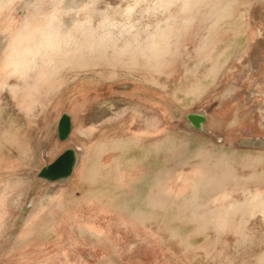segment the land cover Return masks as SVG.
<instances>
[{
	"label": "rangeland",
	"instance_id": "obj_1",
	"mask_svg": "<svg viewBox=\"0 0 264 264\" xmlns=\"http://www.w3.org/2000/svg\"><path fill=\"white\" fill-rule=\"evenodd\" d=\"M206 1L210 0H193L196 6L190 18L196 17L198 21L181 37L174 50L180 54L172 55L168 70L164 68L155 73L117 70L113 75L112 70L104 67L72 68L58 83L39 90L15 86L9 90L8 84H0V103L5 99L4 114L10 116L12 124L17 123L16 116L28 114L24 125L29 128L0 133V141L7 142L0 145V149L13 158L9 179L0 180V193L8 194L0 196L2 207L11 200L10 212L4 209V213H0L8 226L0 228V264H264V152H237L229 157L221 154L220 162L215 161L211 171L206 172L211 180L204 183L210 186L204 188L201 196H191L187 203H182L188 205L187 212L179 209L181 205L177 207L179 212H136V208L134 211L130 207L135 203L131 199L125 201L119 192V181H93L83 176L72 180L73 190L69 186L63 192L62 187H57L54 192L57 201L43 204L45 196L51 194L50 187L32 181L31 173L63 149L57 144L46 146L47 140L54 137L56 121L62 112H71L76 123L79 122L86 104H94L100 93L115 92L114 85L120 80L133 82L139 92L153 90L141 88L146 85L131 72L155 74L156 80L163 78L161 86L168 92L181 91L179 79L187 49L194 48L198 36L212 23L211 17L201 15L210 7L205 5ZM235 1L230 7L236 15H245L243 27L258 29L261 25L264 28V0ZM221 10L219 7L217 12ZM217 12L213 13L214 17ZM228 21L220 17L219 25ZM69 71H73L71 78ZM85 91L91 93L90 97ZM40 100L44 110L35 113ZM90 136L93 135H85L80 127L75 134V144L84 149L85 157H98L93 146L96 147L99 135L91 138L93 144H90ZM43 139L45 153L42 154ZM26 154L28 156L21 158ZM34 199L38 208L31 207L36 204L32 203ZM85 206L92 210L101 206L109 211H93L89 215ZM121 208L128 212L116 211ZM89 220L101 224L104 230L91 227L93 233L84 231L86 227L89 229ZM126 222L138 223L139 227L145 224L150 229L129 226ZM107 230L108 235H105ZM49 240H53V244L46 243Z\"/></svg>",
	"mask_w": 264,
	"mask_h": 264
},
{
	"label": "crops",
	"instance_id": "obj_2",
	"mask_svg": "<svg viewBox=\"0 0 264 264\" xmlns=\"http://www.w3.org/2000/svg\"><path fill=\"white\" fill-rule=\"evenodd\" d=\"M187 52L182 64L180 92L172 93L167 88L150 85L141 88H151V92L115 89L112 94L100 93V101L115 102L116 115L114 121L100 126L99 145L94 147L98 148L99 157L85 161L86 165L98 168L88 167L90 171L86 169L84 174L88 180L119 181L122 197H145L134 200L138 206L149 207L146 203L150 198H163V208L152 205V208L144 209L150 212H172L170 206L166 208L167 197L173 196V192L184 196L183 186L210 180L207 173L215 161L220 162L221 154L235 156L236 140L256 130L252 129L257 119L252 102L259 101L260 111L264 105L263 80L259 94L252 89L244 93L238 88L241 84L237 83H248L250 89L256 84L254 79L264 74V29L209 28L198 36L194 48ZM252 67L258 68V73ZM237 78L244 80L237 81ZM157 89L161 91L156 92ZM86 92L85 95L90 97L91 93ZM197 109L209 112L208 128L221 136L222 142L183 124L185 114ZM259 120L257 126L261 131L263 124ZM13 125L2 124L0 133L26 130L22 124ZM4 143L5 140L0 141V145ZM0 154V180L5 181L9 179L13 163L4 149H0ZM145 182H148L146 187ZM5 195L8 194L0 193V196ZM2 202L0 213L9 210V200L5 208ZM102 211L107 212L101 207ZM116 211L123 214L125 210ZM6 227L5 223L0 226ZM88 227L84 231L92 232L91 227L98 226L91 222Z\"/></svg>",
	"mask_w": 264,
	"mask_h": 264
},
{
	"label": "clouds",
	"instance_id": "obj_3",
	"mask_svg": "<svg viewBox=\"0 0 264 264\" xmlns=\"http://www.w3.org/2000/svg\"><path fill=\"white\" fill-rule=\"evenodd\" d=\"M193 0H0V84L39 90L72 68L159 72Z\"/></svg>",
	"mask_w": 264,
	"mask_h": 264
},
{
	"label": "water",
	"instance_id": "obj_4",
	"mask_svg": "<svg viewBox=\"0 0 264 264\" xmlns=\"http://www.w3.org/2000/svg\"><path fill=\"white\" fill-rule=\"evenodd\" d=\"M233 1H234V3H236L235 0H210L209 2L208 1L205 2V5H209L210 7L205 12L201 13V15H203V16L206 15V16H209L212 18V23H211V26L209 28L246 29L245 27H243L245 25V22H244L245 15L244 16L242 14L236 15V12L230 7L233 4ZM219 7H222V10L220 13L217 12V9ZM215 12H217V16L214 17L213 13H215ZM229 15H231L232 17H230ZM235 15H236V17H234ZM220 17H224L226 20H229V21L224 22L223 25L220 26L219 25ZM190 19L192 21L191 25H194L198 21V19L196 17H193ZM248 22H250V18L248 19ZM216 25L218 27H216ZM209 28H206V29H209ZM260 28H261V25H260ZM260 28H258V29H260ZM258 29L251 28L250 26H249V28H247V30H249V31L250 30H258ZM261 29H264V28H261ZM174 54H180V52L176 51V52H174ZM165 68L168 70V69H170V66L169 67L167 66ZM252 70H254V72L258 73V68L252 67ZM72 72L73 71L68 72V76L70 78L73 77ZM131 73L136 77V74L134 72H131ZM154 73H155V71H154ZM138 74L140 75V73H138ZM263 75L261 74V76L259 75L257 78L254 79L253 82L256 84L251 85L250 89H249V85H247L248 83L237 82V83L241 84L238 86L239 90L244 91V93H247V92L251 91V89H252V92H257L259 94V92L261 90V85H260L261 81L262 80L264 81ZM136 78L140 79L141 80L140 83H142L146 86L157 85V86L162 87L161 85H163V83H162L163 78L156 80L155 74H153L152 76L150 73H149V75L148 74H144V75L142 74L141 77H136ZM168 79H170V78H168ZM150 80H152V81H150ZM179 80H181V78ZM241 80H244V78H237V81H241ZM120 81H122V80H120ZM120 81L118 83H115V85H114L115 89H119V90L124 89L126 91H132V89H136L135 84L133 82H130V81L120 82ZM8 95H10V93ZM2 100H3V103H0V126L2 124H12L13 123L10 116H6L4 114V110L2 109V107H3V105H5V102H4L5 99L3 98ZM41 102L42 101L40 100V103L36 104L35 113H36V111H38L39 113H42V110H44V108L42 106L43 104ZM114 103H115L114 101H110V100L100 101L99 99L96 100V102L94 104L90 103L88 105V103H87L85 108H84L83 114L79 115L80 121L77 123H76L75 117L73 116V114L71 112H62L60 114V116L58 117V119L56 121L55 130H54V132H55L54 137L50 141L47 140L46 146L51 145L53 147V146H55V144H57L58 148H63V149L52 160L47 158L45 164L38 171H34L31 173V176L33 179V180L32 179L31 180L33 181V183L34 182H36V183L43 182L44 184L49 185V187H50L49 192L51 194H48L47 196H45V198L43 199V204L45 202H48V201H51V202H53L54 200L57 201V199L55 198L56 193H54L56 189H59L57 187H62L63 192L66 191V189H68L69 186H70V189L73 190L74 187L71 184L72 179L79 177V176L86 177L84 173L86 172V169L88 167L89 168L91 167V169L95 168V167L98 168V166H92V165L90 166V165L85 164V161L89 160L90 157H85L84 149L75 144V134L78 131V129L81 127L84 130L85 135H89V134L93 135V136L99 135L98 133L100 131L101 124L106 125L107 122H110L111 120L114 121V119H115L116 107H115ZM252 103H253V105H252L253 109L256 111V115H257L256 122L253 123L252 129H256V130L253 131L251 134H249V135L246 134V136L241 137L238 140H236L235 148H234L236 153L237 152H239V153L248 152L249 154H252L253 152H264V105L262 106V111H260L261 108L259 106V101H253ZM14 112H15V114L19 115L18 111H14ZM208 113L209 112L205 109L191 110L185 114L183 124L189 129H192V130L197 131L201 134H204V135H207L209 137L214 138V140L217 142H222L223 138L221 136L214 134V132L208 128V123H209ZM140 114L143 115L142 112H140ZM27 115L28 114H20L19 116H16V119H15V121L17 122V123H15L16 126L22 124V127L25 128L26 124L24 125V123H27V118H26ZM259 115H262L261 118H259ZM107 117H108V119H107ZM259 119L262 120V124H263V128L261 131L259 130V127L257 126L258 125L257 123H259V121H260ZM36 124H39L38 121H36ZM27 129H29V128L26 127V130ZM35 129L40 130L41 128L35 127ZM1 133H3V132H1ZM93 136H90V144L92 143L91 138ZM44 142L45 141L43 139L42 151H41L42 154L45 153L44 152V145H45ZM98 145H99V143H97L96 146L98 147ZM7 146H8V144H7ZM94 147H95V144H94L93 148ZM96 150H98V148L95 149V152H96V156L99 157V155H98L99 151H96ZM26 156H28V155L27 154L23 155V156L21 155V158H23V157L25 158ZM92 158H95V157H91V159ZM83 170H85V171H83ZM87 171H90V170L87 169ZM207 181H209V180H203L201 182H198V184L194 185V186H192V185L183 186L182 192L186 193L184 196H183V194L181 196H179L177 193L173 192V196L166 198V203H167L166 208H169V206H170V208L173 207V209L171 208L173 210L172 212H179L180 210H178L177 207L181 205L182 208H179V209H183L182 211L187 212L186 208L188 205L185 206L182 203H187V201L190 200L189 198L191 196H193V197L201 196L204 188L210 186V185L204 183ZM101 182H105V181H101ZM147 183L148 182H145V187H146ZM119 184H120V182L118 183V185ZM25 187H27V186H25ZM142 198H145V197H141V198L135 197L134 198L132 196H129V197L125 196V201H130V199H131L132 200L131 202L135 203L136 200L142 199ZM154 200H156V201L154 202ZM9 202H10V204L8 206L9 210L8 209L7 210L10 212L11 200H9ZM22 202H24V201L22 200ZM35 202L36 201L34 199L32 201V203H35ZM162 204L164 205L163 198L156 197V198H150L149 201L146 203V205H149V207L143 206L142 204L139 206L136 204H132L130 207L133 208L134 211L136 208V212H139V213H148V214L165 213L166 214L167 212H150V211L144 210L145 208H152V205H157L154 208H163ZM40 205H42V203H40ZM158 205H161V207H158ZM26 207H29V206H26ZM31 207H37L38 208L37 202L35 205H31ZM84 208H85V212H87L90 215L91 212H93V211L94 212H97V211L100 212L101 206H99V209L95 208L94 210H92L93 209L92 207H86L85 206ZM104 210H106V209H104ZM108 211L109 210H107V212ZM125 211L128 212V210H125ZM169 213H171V212H169ZM119 216L121 217V215H119ZM153 217H154V215H153ZM148 219H149V217H148ZM89 221L92 222L91 220H89ZM3 223H2V225H3ZM92 223H94L96 226H98L104 230V227L101 224L98 225V223H96V222H92ZM126 224L129 226H133V227H139V226H137V225H139L138 223H137V225H135L133 222L132 223L126 222ZM142 225L143 226H140V227L145 228V229H150L149 227H147L148 225H145V224H142ZM104 234L108 235V230ZM104 234H102V235H104ZM77 254H79V253H77ZM146 255L151 256V254H148V253Z\"/></svg>",
	"mask_w": 264,
	"mask_h": 264
},
{
	"label": "bare ground",
	"instance_id": "obj_5",
	"mask_svg": "<svg viewBox=\"0 0 264 264\" xmlns=\"http://www.w3.org/2000/svg\"><path fill=\"white\" fill-rule=\"evenodd\" d=\"M180 41H181V38H180ZM179 46V45H178ZM176 52V51H175ZM147 73V72H146ZM136 77H141V75L139 74H136ZM73 180V179H72Z\"/></svg>",
	"mask_w": 264,
	"mask_h": 264
}]
</instances>
